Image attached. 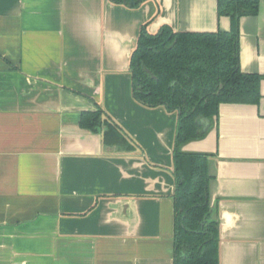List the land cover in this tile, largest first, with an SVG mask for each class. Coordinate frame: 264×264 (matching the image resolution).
<instances>
[{"label":"crops","instance_id":"crops-1","mask_svg":"<svg viewBox=\"0 0 264 264\" xmlns=\"http://www.w3.org/2000/svg\"><path fill=\"white\" fill-rule=\"evenodd\" d=\"M230 31L218 0H0V264H174L176 114L132 94L131 57L155 34ZM245 74L264 77V0L240 22ZM221 104L203 139L220 264H264V79ZM104 110L106 126L83 128Z\"/></svg>","mask_w":264,"mask_h":264},{"label":"trees","instance_id":"trees-1","mask_svg":"<svg viewBox=\"0 0 264 264\" xmlns=\"http://www.w3.org/2000/svg\"><path fill=\"white\" fill-rule=\"evenodd\" d=\"M149 0H110L139 9ZM260 0H218L219 16L232 20L230 31L176 32L164 25L155 33L143 26L131 57L133 98L147 108H164L178 117L174 142V264H220L219 228L209 204V154L182 147L205 137L221 104H257L263 76L245 74L240 62V22L259 13ZM104 110L84 113L81 126H106L105 139L121 140Z\"/></svg>","mask_w":264,"mask_h":264}]
</instances>
